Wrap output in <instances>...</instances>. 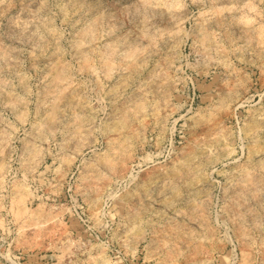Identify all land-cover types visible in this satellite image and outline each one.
Listing matches in <instances>:
<instances>
[{
  "label": "rangeland",
  "instance_id": "374dc122",
  "mask_svg": "<svg viewBox=\"0 0 264 264\" xmlns=\"http://www.w3.org/2000/svg\"><path fill=\"white\" fill-rule=\"evenodd\" d=\"M0 51V264H264V0H0Z\"/></svg>",
  "mask_w": 264,
  "mask_h": 264
},
{
  "label": "bare ground",
  "instance_id": "6f19581e",
  "mask_svg": "<svg viewBox=\"0 0 264 264\" xmlns=\"http://www.w3.org/2000/svg\"><path fill=\"white\" fill-rule=\"evenodd\" d=\"M77 1V0H76ZM83 7V6H82ZM233 21V20H232ZM212 22V21H211ZM240 23V22H239ZM208 35V34H207ZM210 40V39H209ZM211 43V42H210ZM214 46V45H213ZM205 47V46H204ZM236 51V50H235ZM1 52V51H0ZM140 65V64H138ZM137 65V66H138ZM130 79V78H129ZM236 91V90H235ZM144 104V103H143ZM149 106V105H148ZM48 114V113H47ZM55 114V113H54ZM52 115V114H51ZM49 120V119H48ZM46 121V120H45ZM37 130V129H36ZM257 131V130H256ZM43 132V131H42ZM135 134V133H134ZM121 142V141H120ZM115 144V143H114ZM121 146V145H120ZM33 148V147H32ZM242 189V188H241ZM18 191V190H17ZM204 200V199H203ZM23 201V200H22ZM25 201V200H24ZM21 206V205H20ZM247 255V254H246ZM107 263V262H106Z\"/></svg>",
  "mask_w": 264,
  "mask_h": 264
}]
</instances>
